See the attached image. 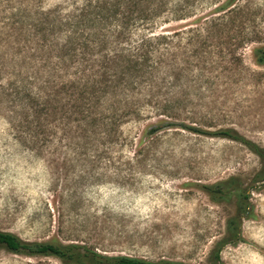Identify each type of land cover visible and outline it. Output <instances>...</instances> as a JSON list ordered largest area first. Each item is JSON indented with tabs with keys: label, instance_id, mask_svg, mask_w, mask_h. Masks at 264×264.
<instances>
[{
	"label": "rangeland",
	"instance_id": "1",
	"mask_svg": "<svg viewBox=\"0 0 264 264\" xmlns=\"http://www.w3.org/2000/svg\"><path fill=\"white\" fill-rule=\"evenodd\" d=\"M185 1L191 17L161 28L179 32L178 61L183 64L189 50L193 73L211 79L210 91L191 94L196 124L235 128L264 146V65L253 55L264 46V0H233L226 7L221 6L228 0ZM39 3L70 12L81 0ZM222 16L224 26H217ZM204 22L213 25L206 40L197 31L187 47L188 28ZM146 123L123 125V135H139ZM151 158L154 167L136 174V183L121 174L110 182L81 184V157L62 148L50 155L32 149L0 109V229L24 240L82 243L108 255L208 264L236 204L212 201L202 185L230 176L248 180L260 167L258 157L233 140L178 130L159 138ZM250 202L251 214L241 222L239 239L222 250V264H264V188L253 191ZM0 264L62 263L1 248Z\"/></svg>",
	"mask_w": 264,
	"mask_h": 264
},
{
	"label": "trees",
	"instance_id": "2",
	"mask_svg": "<svg viewBox=\"0 0 264 264\" xmlns=\"http://www.w3.org/2000/svg\"><path fill=\"white\" fill-rule=\"evenodd\" d=\"M6 1H0V109L32 149L50 155L62 148L81 157V184L121 174L136 183V174L154 167L149 162L159 138L178 130L233 140L258 157L260 167L248 180L230 176L202 185L214 202L235 199L236 214L208 255V264H222L224 247L239 239L240 217L251 214L252 192L264 188V146L235 128L196 124L191 94L210 91L211 79L193 73L189 50L184 63L178 61L179 32L161 28L191 17L186 1L81 0L70 12L44 8L40 0ZM212 26H190L186 46L197 31L206 40ZM253 55L264 65V46ZM142 121L139 135H123V125ZM1 248L62 264H178L108 255L82 243L24 240L0 229Z\"/></svg>",
	"mask_w": 264,
	"mask_h": 264
},
{
	"label": "water",
	"instance_id": "3",
	"mask_svg": "<svg viewBox=\"0 0 264 264\" xmlns=\"http://www.w3.org/2000/svg\"><path fill=\"white\" fill-rule=\"evenodd\" d=\"M244 218H245V216H241V217H240V220L243 221Z\"/></svg>",
	"mask_w": 264,
	"mask_h": 264
}]
</instances>
